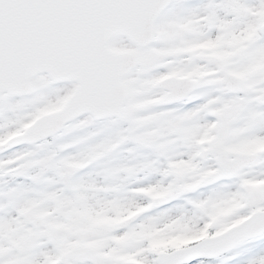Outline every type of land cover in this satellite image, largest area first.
Here are the masks:
<instances>
[{"label":"snow or ice","instance_id":"1","mask_svg":"<svg viewBox=\"0 0 264 264\" xmlns=\"http://www.w3.org/2000/svg\"><path fill=\"white\" fill-rule=\"evenodd\" d=\"M193 262L264 264V0H0V264Z\"/></svg>","mask_w":264,"mask_h":264},{"label":"rangeland","instance_id":"2","mask_svg":"<svg viewBox=\"0 0 264 264\" xmlns=\"http://www.w3.org/2000/svg\"><path fill=\"white\" fill-rule=\"evenodd\" d=\"M228 211H230L229 208H223V209H221L220 214H226ZM204 234H207L206 230L204 232H201L199 234V236H193V237H190L189 239H197V238H200ZM180 242H186V241L185 240H181ZM193 264H195V262H193ZM233 264H237V262H233Z\"/></svg>","mask_w":264,"mask_h":264}]
</instances>
